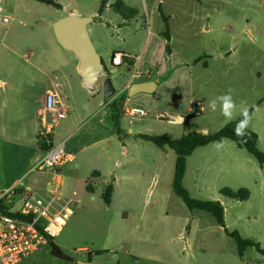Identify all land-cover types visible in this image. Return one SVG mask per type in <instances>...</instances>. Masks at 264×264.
Listing matches in <instances>:
<instances>
[{
  "label": "rangeland",
  "instance_id": "rangeland-1",
  "mask_svg": "<svg viewBox=\"0 0 264 264\" xmlns=\"http://www.w3.org/2000/svg\"><path fill=\"white\" fill-rule=\"evenodd\" d=\"M55 1L60 8L36 0H0V76L5 81L0 86V101H10L4 93L10 88L6 68L35 65L47 72L58 69L56 81L61 84L64 94L68 121L55 127L52 136L56 142L69 136L66 145L72 147L78 156L75 161L80 164L78 170L69 164L62 173L64 195L79 202L72 205L73 214L59 236L52 240L68 259L53 254L48 243L26 256L22 264H264V255L254 247L247 248L243 257L239 256L235 240L210 213L189 210L175 194L171 187L176 163L173 150L164 151L151 142L138 141L133 150L125 154L121 151L123 146L113 136L114 126L110 120H103L100 115L93 122L88 121L106 101L102 85L98 91H89L78 73V63L75 68H69L68 59L74 56L58 43L53 24L76 8L98 14L103 0ZM201 3L199 10L191 7L190 16L182 15L186 23L191 21L183 35L177 36L185 58L190 64H196L194 58L211 36L216 39L218 53L228 55L223 54L216 60L202 55L199 65L207 61L214 68L206 76L210 80L203 90L199 88L196 71L193 73L194 93L215 99L231 89L234 101H264V0H201ZM197 12L210 14V32L201 31L202 21L192 20L191 16ZM101 19L106 16H99L98 21ZM161 22L159 18L155 19V29ZM176 23H181L180 17L174 25ZM95 25L101 30L97 22L88 27ZM234 49L237 54L230 57L229 51L234 52ZM213 50L211 47V52L217 54ZM16 77L24 75L16 74ZM183 85L186 87L183 81L177 84L182 91L178 97L186 101L189 94L183 90ZM36 90L40 92V84L36 85ZM170 91L159 90L152 100L168 101ZM10 98L21 101L19 94ZM147 119L151 120L152 131L147 129L148 123L133 124L139 123L137 130L148 134L168 132L175 138L182 134L153 117ZM195 119L187 116L186 125L189 126V121L199 122ZM96 166L103 172L102 177L87 176ZM259 166L260 170L253 171L243 182L233 177H218L196 199L223 201L229 231H238L243 238L254 240L264 249V164ZM41 175L42 172L36 170L27 179ZM202 176L208 178L210 174L204 172ZM26 181L22 180V185ZM110 184L115 188L111 205L102 197L104 188ZM224 188L248 189L250 197L246 201L226 198L220 193ZM19 200L12 208L20 206Z\"/></svg>",
  "mask_w": 264,
  "mask_h": 264
},
{
  "label": "crops",
  "instance_id": "crops-1",
  "mask_svg": "<svg viewBox=\"0 0 264 264\" xmlns=\"http://www.w3.org/2000/svg\"><path fill=\"white\" fill-rule=\"evenodd\" d=\"M105 1L106 4L98 14L87 12L86 8L84 11L81 8H76L69 13H65L57 20L72 12L80 16L94 17L95 20L90 24L97 22L101 26V30L98 29V25H95L93 28L88 27L89 32L97 51L103 59V64L106 65L119 92L122 91L127 79L128 85L153 81H157V84L151 93H138L133 97L128 96L129 88L126 89L121 95L105 101L97 111L95 110L92 113L88 121L93 122L100 115L103 116V120H110L114 126L113 136L118 139L120 146H123L121 151L125 152V154L132 151L138 144V141H144L138 135H153L137 130L136 124L139 123L133 124V122H144V125L148 123L147 129L152 131L151 120L149 121L147 117H153L157 122L167 124L168 128L179 130V133H182L180 136L192 132L202 134L213 133L229 122L221 114L219 102L216 111H212L209 107V101L212 98L206 99V96H197L194 93L195 87L193 85V73L195 71L200 90H203L210 80L206 76L212 72L214 68H212V64L205 61L203 65H199L204 55L211 60H216V58H222L223 54L225 56L228 54L224 52L218 53L216 39L213 38L214 36H211L207 38L204 47L197 53L198 55L194 58L196 64L193 65L185 58L184 51L180 45L181 41H177V36L183 35L184 30L191 24L190 20L186 23L182 15L190 16L189 11L191 7L192 9H201V0H198L199 2L196 4L174 0H121L126 5V8L122 10L123 13L116 12L112 7L113 3L117 0ZM213 11H216V9L214 8ZM99 16L100 18L106 16V19H101L106 26L102 21H98ZM178 17H180L181 23L174 25V21ZM156 18L162 21V24L160 23V27L157 29L154 27ZM191 18L196 23L202 21L201 31L210 32L212 30L210 14L197 12ZM205 21L208 22V26L206 27ZM255 43L256 41L252 44L257 45ZM5 46L4 48L8 49ZM211 47H213V51H217V54L211 52ZM256 47L258 50H263L259 46ZM116 53L123 55V61L119 65H115L112 62V58ZM229 53V56L233 57L234 54H237V51L234 49V52L229 51ZM73 58L76 59L75 57H69L68 59L70 69L75 68L78 63L77 59L74 62ZM5 70L6 75L10 79V88H6L4 93L6 99L10 101H0V193H5L11 189L15 191L11 198H5L10 208L14 207L13 205L17 202V199H20L21 203L27 190L46 195L49 193V190H52L55 183L61 184L60 192L64 195V179L62 177L64 168L69 164L75 170L80 168V164L75 161L78 158L77 154L72 151V147H67L66 145L69 136L60 138L56 142L51 135L53 145L64 142L66 157L61 165L56 167L54 171H41V176L30 180L27 179L35 172L32 170L43 157L45 148L47 147L43 145L45 143L40 135L43 124L41 110L45 104V94L49 90L54 92L63 108L65 105L61 84L59 85L56 81L59 70L53 68L47 72L44 68L35 65L17 69L11 67ZM16 74H22L24 77L17 78ZM133 74H135L134 78ZM180 81L186 84V87L182 86L183 90H186L189 94L186 101H181L178 97L182 92L177 86ZM4 83L5 81L0 76V86H3ZM38 84L41 86V93L36 90V85ZM163 89L171 90L172 94L168 98V101L152 100L154 95ZM14 94H19L21 101H15L17 98H10ZM144 99L151 101H145ZM112 102H118L122 107L118 121L114 119V112L109 107V104ZM235 103L236 109L233 114V120L241 117V112L244 108L248 110L252 109L250 115L252 119L248 129L257 133L258 147L264 152V134H261V130H264V101H235ZM126 106L143 107L147 111L146 116L140 121H132L122 113L123 108ZM187 116H192L196 118L195 120H199V122L193 124L189 121V126H187ZM67 121L68 117L63 124H67ZM167 133L163 132L162 134ZM167 135L170 138H175L169 134ZM222 144L223 146L219 149L215 146V143L197 147L187 157L183 185L193 198L201 197L203 190L207 189L218 177H233L243 182L244 179L251 177L253 171L260 170L258 161L245 148L239 147L236 142L230 139H224ZM72 163L75 164L73 165ZM204 172L209 173L210 177H203ZM102 173L96 166V168L89 170L87 176L100 178L102 177ZM22 180L28 181L22 185ZM114 198L115 188L113 186V194L109 205L113 203ZM78 202L77 200L76 203ZM222 205L224 206L225 227L227 230H230L226 207L223 201ZM222 229L224 230L223 227Z\"/></svg>",
  "mask_w": 264,
  "mask_h": 264
},
{
  "label": "built area",
  "instance_id": "built-area-1",
  "mask_svg": "<svg viewBox=\"0 0 264 264\" xmlns=\"http://www.w3.org/2000/svg\"><path fill=\"white\" fill-rule=\"evenodd\" d=\"M122 61L121 53H116L112 58L115 65L121 64ZM123 113L132 121H140L147 111L143 107L126 106ZM67 117V111L57 99V95L47 91L41 110L43 124L40 132L47 148L32 171H54L64 161V142L53 145L51 135L55 127L65 122ZM60 189L61 184L55 183L46 195L27 190L18 209L8 207L10 213H20L22 218L0 212V264H22L26 256L47 245L50 238L59 236L73 214L72 205L77 202L73 198L65 197ZM14 193L13 189L0 193V201L11 198Z\"/></svg>",
  "mask_w": 264,
  "mask_h": 264
},
{
  "label": "trees",
  "instance_id": "trees-1",
  "mask_svg": "<svg viewBox=\"0 0 264 264\" xmlns=\"http://www.w3.org/2000/svg\"><path fill=\"white\" fill-rule=\"evenodd\" d=\"M38 2H42L56 8H60L61 5L57 3L55 0H36ZM106 1L103 0L99 13L102 11ZM112 7L116 12L123 13L122 10L126 8V5L123 1L117 0L113 3ZM167 23V20L165 19ZM109 107L114 112V119L118 121V118L121 114V104L118 102H112L109 104ZM252 109H249V114L251 115ZM242 118L239 117L235 120H232L221 127L219 130L213 133L202 134L198 132H192L188 134H184L179 138H170L167 134L161 135H146L140 134L138 135L144 141L151 142L155 146L161 149H170L176 153V163H175V173L173 178L172 186L175 194L181 198L184 204L188 207L189 210H200L206 211L210 213L215 222L224 228L225 232L229 237L235 240L237 245V252L239 256H243L244 251L249 247H254L260 254L264 255V249L261 248L260 244L255 242L252 239H245L241 237L240 233L236 230L230 232L225 227V220H224V206L219 201L214 200H198L193 198L189 191L183 185V179L186 170V161L187 157L192 154V152L200 146H205L210 143L215 142H222L224 139H230L237 143V145L241 148H245L249 154L254 156V158L259 162V164H264V152L259 149L258 147V135L251 129H247L246 134L243 137H238L234 134V126L238 120ZM46 146L45 144H43ZM45 148V147H44ZM47 148V147H46ZM45 148V150H46ZM220 193L228 198L238 200V201H245L249 199L250 192L248 189L240 188L238 190H232L230 188H224L220 191ZM113 194V185H107L104 188L102 197L106 204L111 203V198ZM6 204L5 200L0 201V212L5 214H9L13 217L22 218L23 215L20 213H10V208ZM52 238L49 239V243L52 246L53 254L59 257H65L68 259L67 256L63 255L62 251L58 246H56L52 242Z\"/></svg>",
  "mask_w": 264,
  "mask_h": 264
},
{
  "label": "water",
  "instance_id": "water-1",
  "mask_svg": "<svg viewBox=\"0 0 264 264\" xmlns=\"http://www.w3.org/2000/svg\"><path fill=\"white\" fill-rule=\"evenodd\" d=\"M94 20V17L80 16L72 12L53 24L58 43L77 59V70L83 85L92 92L97 91L102 85L106 101L121 95L128 88L129 97L138 93H151L157 81L128 85L127 79L122 91L119 92L91 38L88 26Z\"/></svg>",
  "mask_w": 264,
  "mask_h": 264
},
{
  "label": "clouds",
  "instance_id": "clouds-1",
  "mask_svg": "<svg viewBox=\"0 0 264 264\" xmlns=\"http://www.w3.org/2000/svg\"><path fill=\"white\" fill-rule=\"evenodd\" d=\"M219 102L221 114L227 121H232L234 118V111L236 109V103L233 100L231 89L226 94L217 96L215 99L209 101V107L212 111H216L217 104ZM242 118L237 121L234 126V134L238 137H243L250 125L252 117L249 114V110L244 108L241 112ZM215 146L219 149L223 146L222 142H215Z\"/></svg>",
  "mask_w": 264,
  "mask_h": 264
}]
</instances>
